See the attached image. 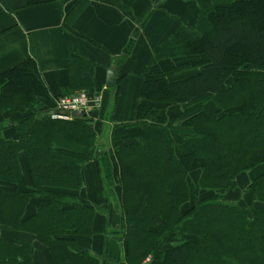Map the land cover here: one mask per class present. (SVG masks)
<instances>
[{"label": "trees", "instance_id": "trees-1", "mask_svg": "<svg viewBox=\"0 0 264 264\" xmlns=\"http://www.w3.org/2000/svg\"><path fill=\"white\" fill-rule=\"evenodd\" d=\"M110 1L124 12L138 2ZM26 2L0 0L9 12ZM198 56L208 62L192 75L174 78L188 62L141 75L129 126L140 132L115 146L104 207L78 194L84 167L100 163L97 131L50 114L76 88L97 94L93 63L75 56L58 96L34 58L0 72V264H35L37 244L53 264H101L81 240L110 212L127 264H264V0H210L154 62Z\"/></svg>", "mask_w": 264, "mask_h": 264}, {"label": "crops", "instance_id": "crops-1", "mask_svg": "<svg viewBox=\"0 0 264 264\" xmlns=\"http://www.w3.org/2000/svg\"><path fill=\"white\" fill-rule=\"evenodd\" d=\"M209 3L210 0H138L132 12L122 11L110 0H27L25 7L14 12L0 3V72L34 58L51 94L58 96L73 83L71 67L75 56L95 66L91 90L101 94L103 100L101 107L85 119L98 133L97 147L101 146L102 156L99 164L91 162L84 167V185L78 193L90 203L101 207L109 204L102 179L109 186L117 182L115 146L140 132L129 126L137 122L141 75L188 62L190 67L175 75L179 79L194 74L208 62L206 56L162 59L157 63L154 59L177 31L180 20L194 24L200 6ZM110 70L116 71L113 88L107 87ZM118 221L114 212L108 217L99 216L96 235L81 240L103 261L101 264H127L124 243L109 236ZM6 235L10 241L15 239V234ZM35 264H53L49 252L39 244ZM143 264L151 262L146 259Z\"/></svg>", "mask_w": 264, "mask_h": 264}, {"label": "built area", "instance_id": "built-area-1", "mask_svg": "<svg viewBox=\"0 0 264 264\" xmlns=\"http://www.w3.org/2000/svg\"><path fill=\"white\" fill-rule=\"evenodd\" d=\"M101 94L90 95L87 91L81 90L72 95L63 96L56 100V110L52 113L53 119H68L62 113L81 111L89 114L99 109L102 105ZM149 260V259H148Z\"/></svg>", "mask_w": 264, "mask_h": 264}, {"label": "water", "instance_id": "water-1", "mask_svg": "<svg viewBox=\"0 0 264 264\" xmlns=\"http://www.w3.org/2000/svg\"><path fill=\"white\" fill-rule=\"evenodd\" d=\"M115 79H116V71L110 70L108 72V78H107V87L113 88L115 86ZM67 116L73 117V118H85L86 115L83 114L81 111H74V112H67Z\"/></svg>", "mask_w": 264, "mask_h": 264}, {"label": "rangeland", "instance_id": "rangeland-1", "mask_svg": "<svg viewBox=\"0 0 264 264\" xmlns=\"http://www.w3.org/2000/svg\"><path fill=\"white\" fill-rule=\"evenodd\" d=\"M119 258V257H118Z\"/></svg>", "mask_w": 264, "mask_h": 264}]
</instances>
